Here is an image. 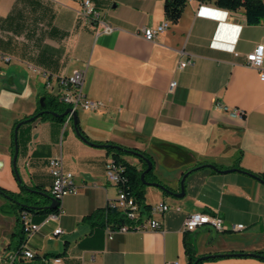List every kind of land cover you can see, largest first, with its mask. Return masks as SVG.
I'll list each match as a JSON object with an SVG mask.
<instances>
[{
  "label": "crops",
  "instance_id": "0c3cea01",
  "mask_svg": "<svg viewBox=\"0 0 264 264\" xmlns=\"http://www.w3.org/2000/svg\"><path fill=\"white\" fill-rule=\"evenodd\" d=\"M90 1L113 32L99 33L84 20L83 0H0V186L21 190L13 165L14 124L39 112L41 99L50 96L47 79L55 84L76 70L85 71L87 97L103 103L78 112L90 142L148 153L155 177L174 193L181 192L183 175L192 171L182 198L155 186L144 188L145 204L174 207L155 216L161 229L115 231L109 238L111 225H94L85 217L117 199L118 189L106 177L113 156L85 142L73 121L25 122L18 132L22 183L50 193L48 160L61 156L79 189L63 200L58 218L31 214L41 225L27 243L37 253L32 263L62 256L63 264H189L185 242L199 257L264 249V183L246 172L264 173V80L247 63L264 44V21L249 24L243 9L232 12L188 0L180 20L148 41L144 30L167 21L165 0ZM173 81L178 86L171 91ZM220 104L242 108L247 116L234 118ZM124 159L140 167L136 157ZM206 164L238 170H193ZM0 212L15 218L0 237V264H6L3 258L18 250L21 224L2 207ZM194 212L219 215L226 225L246 229L219 233L203 226L185 232L183 222ZM57 228L63 233L54 234ZM212 232L218 237L211 239ZM204 264L264 261L227 257Z\"/></svg>",
  "mask_w": 264,
  "mask_h": 264
},
{
  "label": "built area",
  "instance_id": "2783aa9c",
  "mask_svg": "<svg viewBox=\"0 0 264 264\" xmlns=\"http://www.w3.org/2000/svg\"><path fill=\"white\" fill-rule=\"evenodd\" d=\"M81 16L88 23L97 26V31L103 33H111L114 31V27L101 20V14L90 0H83L81 8ZM170 26V21H166L158 27H149L144 30V38L148 41H153L160 33L164 32ZM247 63L249 66L260 71L261 79L264 80V44H259L252 53L247 56ZM184 63H179V67H183ZM46 77L47 74H45ZM85 71L76 70L71 75L60 76L57 78L56 83H53L51 78L47 79L45 83V89L54 96L56 100L72 109V112L66 116L65 122L71 123L73 121V112L96 110L103 105L102 102L89 99L85 92ZM178 86L176 81H173L170 85V90L173 91ZM217 107L224 112L229 113L230 116L238 119H245L247 112L242 108H231L226 105H217ZM51 175L53 176V183L50 188V194L59 203V213L52 214V218H58L62 213L63 200L69 195H76L79 192L78 187L74 181V174L71 171H67L64 167L63 158L52 157L48 160ZM123 167L118 164L112 157L106 163V177L107 180L114 184L118 189L117 199L110 202L108 205L121 212L123 218L127 221L133 222L134 225L131 228L129 225H123L119 229L112 227L107 228V234L109 238L115 231H129L132 229H161L162 223L155 216L163 215L174 207L160 202L155 206H151L149 210H144L134 197L128 196L126 192L118 188V184L122 181ZM179 210V207H175ZM20 220L26 240L18 248L16 252H13L3 258L6 264H19L33 262L37 253L28 248L27 243L33 237L35 233L40 230L41 225L34 223L31 215L27 212H23L20 215ZM203 226H210L219 233L223 232H238L246 229L243 224H231L230 226L225 224L223 218L219 215H211L208 213L194 212L189 214L183 222V230L185 232H194L198 228ZM63 233L61 228L54 230V234L58 235ZM45 264H63L62 256H52L43 259Z\"/></svg>",
  "mask_w": 264,
  "mask_h": 264
},
{
  "label": "trees",
  "instance_id": "16d2710c",
  "mask_svg": "<svg viewBox=\"0 0 264 264\" xmlns=\"http://www.w3.org/2000/svg\"><path fill=\"white\" fill-rule=\"evenodd\" d=\"M187 1L188 0H165L164 10L167 20H169L171 23H177L181 18V15L187 4ZM199 1L205 3H211L218 8L232 12L243 9L245 12L247 22L249 24H259L264 21V0H199ZM43 101H44V106L42 107L40 104L39 112L34 114L33 116H37V118H41L44 120L50 119V120L65 122L66 117H55L51 114L39 115V113L42 110H50L59 114H63L67 109V106L59 103L54 96L45 95L43 97ZM33 116H28L23 120L30 119ZM21 121H17L14 124V128H13V134H12L13 154L15 152L14 130L16 125ZM79 130L82 134L80 126H79ZM90 144L107 149L108 153L111 154L114 160L118 164H120L124 169L123 172L121 173L122 181L118 184V188L126 192L128 196L134 197L144 210H149L151 206L144 203L145 201L144 188L146 184L141 180V174L147 169V163L145 162V159L143 157H140L138 154H142L148 157L153 162V169L147 173L145 179L149 182H159L162 184V182L157 180V178L155 177V173H154L155 161L152 158V156L139 149L127 148L114 143L101 144L97 142H90ZM135 153H137V155ZM125 155L136 157L140 162V167L127 162L124 159ZM246 172L257 176L261 181L264 182V173H253L250 171H246ZM19 182L21 189L20 192H12L0 186V197L4 198L7 201L2 206V210L4 213L16 216L17 222L20 224H21L20 215L23 212H27V214L30 215L32 214L34 216L39 214L47 216V215L59 213V205L55 208H50L51 197H52L50 193L44 191L40 186L28 187L25 184H23L22 181ZM9 204L10 207H8ZM85 219L91 220L94 225L96 224L111 225L112 228L114 229H119L123 225H129L132 228L134 225L133 222L125 220L120 211L110 207L109 205H107L105 208L97 209L92 214L86 216ZM18 235L20 236V241L18 246L19 248L21 244H23L26 240V236L22 224H21V230L18 233ZM185 245L189 258V264H194L197 258H199V256H197V253L195 251V247L193 244L188 242H185ZM251 253H253L254 256L241 255L239 257H255L259 260L264 261V249ZM227 257L229 256L212 257L206 261H211V260L213 261ZM204 262L205 261H200L199 264H204ZM19 264H34V263L29 262V263H19Z\"/></svg>",
  "mask_w": 264,
  "mask_h": 264
},
{
  "label": "water",
  "instance_id": "95a60500",
  "mask_svg": "<svg viewBox=\"0 0 264 264\" xmlns=\"http://www.w3.org/2000/svg\"><path fill=\"white\" fill-rule=\"evenodd\" d=\"M41 106L43 107L44 106V101H43V98L41 99ZM72 112V109L70 108H67L65 110V112L63 114H59V113H56V112H53V111H50V110H42L39 115H43V114H51L55 117H66L69 113ZM37 116H33L32 118L30 119H27V120H22L21 122H19L16 127H15V130H14V144H15V152H14V156H13V165H14V170H15V173H16V176L18 178L19 181H21V178L19 176V172H18V168H17V159H18V155H19V142H18V132H19V128L25 123V122H28V121H31L33 119H36ZM73 125L75 127V130L77 132V134L87 143H90V141L88 140L87 137L83 136L79 130V121H78V115L76 112H73ZM119 147V146H118ZM137 155V153H135ZM140 157H143L145 159V162L147 163V169L142 172L141 174V180L146 184V185H151V186H155V187H158L160 189H162L165 193L167 194H171L177 198H182L185 196V180L187 178V176L189 175V173L192 171H188L186 172L182 179H181V192L179 193H174L172 192L169 188H167L165 185L159 183V182H149L145 179L146 175L148 172H150L152 169H153V162L146 156L142 155V154H138ZM201 167H209L211 169H214V170H217V171H220V172H231V171H235V170H238V169H228V170H219L215 165L213 164H206V165H202V166H198L196 168H194L193 170H198L200 169ZM248 173V172H247ZM251 174V173H249ZM252 176H255L253 174H251ZM255 178L259 179L257 176H255ZM260 180V179H259ZM261 181V180H260ZM262 183H264L263 181H261ZM58 206V201L51 197V205H50V208H55ZM241 255H249V256H254L253 253L251 252H247V253H243V252H232V253H223V254H210V255H205V256H201L199 258H197V260L194 262V264H199L200 261H206L208 260L209 258H212V257H225V256H229V257H239Z\"/></svg>",
  "mask_w": 264,
  "mask_h": 264
},
{
  "label": "rangeland",
  "instance_id": "374dc122",
  "mask_svg": "<svg viewBox=\"0 0 264 264\" xmlns=\"http://www.w3.org/2000/svg\"><path fill=\"white\" fill-rule=\"evenodd\" d=\"M68 108V107H67ZM127 155H125L124 157H126ZM134 157V156H131ZM152 179V178H151ZM146 187V186H145ZM7 201L0 197V208L6 203ZM8 207H10V204L8 205ZM15 224V218H4L3 215L0 212V237L1 235L4 233V229H8L11 230V227H13V225ZM6 233V232H5ZM6 235H8V232L6 233ZM218 237L217 234L215 232H212V238H216Z\"/></svg>",
  "mask_w": 264,
  "mask_h": 264
},
{
  "label": "bare ground",
  "instance_id": "6f19581e",
  "mask_svg": "<svg viewBox=\"0 0 264 264\" xmlns=\"http://www.w3.org/2000/svg\"><path fill=\"white\" fill-rule=\"evenodd\" d=\"M167 21H169V20H167ZM58 205H59V203H58Z\"/></svg>",
  "mask_w": 264,
  "mask_h": 264
}]
</instances>
